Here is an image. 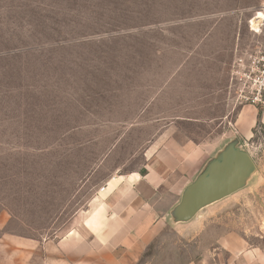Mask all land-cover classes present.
<instances>
[{
	"label": "rangeland",
	"instance_id": "1",
	"mask_svg": "<svg viewBox=\"0 0 264 264\" xmlns=\"http://www.w3.org/2000/svg\"><path fill=\"white\" fill-rule=\"evenodd\" d=\"M259 12L264 13V0H0V214L9 210L20 221L41 220V179L52 178L55 168L41 166V161H117L109 166L110 173L101 175L103 179L120 168L136 171L143 164L146 148L159 134L150 132L149 126L160 131L177 120L193 144L213 149L214 157L208 164L233 145L251 155L254 170L240 190L209 205L210 213L201 223L184 228L167 225L147 247L139 264H187L230 230L244 234L263 228V114L256 111L258 120L252 137L242 139L234 123L240 111L250 106L235 102L231 89L232 55H225L224 60L227 66L231 63L230 75L226 68L219 77L215 64L195 61L185 69L183 77L158 79V84H189V90L194 86L197 90L198 82H205L207 102L192 100L198 94L190 92L189 102L175 104L196 117L126 119L127 123L141 122L139 133L69 134L56 128L41 132L44 128L39 124L43 119L37 117L36 97L41 86L35 82L41 78L96 77L102 73L125 76V62L134 60L130 51L133 31L163 20L206 18L209 28L222 18L224 31L238 34L239 57L264 47V19L256 31L251 25ZM157 98L178 99L176 94H158ZM226 98L235 104L231 123L221 128L217 127L221 120L218 115L226 110ZM122 161L127 164L118 167ZM101 184L100 180L88 182L83 192ZM87 199H71L66 211ZM56 216L59 215H46L49 220ZM61 216L64 221L71 215Z\"/></svg>",
	"mask_w": 264,
	"mask_h": 264
},
{
	"label": "crops",
	"instance_id": "2",
	"mask_svg": "<svg viewBox=\"0 0 264 264\" xmlns=\"http://www.w3.org/2000/svg\"><path fill=\"white\" fill-rule=\"evenodd\" d=\"M217 20L209 28L206 18H192L151 22L135 29L130 48L134 60L125 62V76L102 73L35 81L41 86L36 95L37 117L43 119L41 132L56 128L69 134L139 133L141 122L127 123L126 119L196 117L175 102H189L190 92L198 94L192 100L207 102L205 82L189 90V84H158V79L183 77L195 61L212 62L219 77L226 68L230 75L231 63L227 66L224 60L225 55H232L235 61L238 34L224 31V20ZM158 94H176L178 99H158ZM226 102L217 127L231 123L235 103L231 98ZM254 109L244 107L234 123L244 140L252 137L258 120ZM176 121L160 131L149 126L150 132L159 134L146 148L143 164L136 171L120 168L103 179L101 175L110 173L109 166L117 161H41V166L55 167L52 178L41 179V220L20 221L9 210L0 214V264H139L167 225L184 228L201 223L210 206L189 221L177 219L175 209L214 153L210 146L193 144ZM126 164L118 162V167ZM95 180L102 184L91 185L84 193L87 183ZM77 197L88 199L66 211ZM64 213L71 216L63 221ZM51 214L59 216L47 219ZM187 264H264V227L244 234L230 230Z\"/></svg>",
	"mask_w": 264,
	"mask_h": 264
},
{
	"label": "water",
	"instance_id": "3",
	"mask_svg": "<svg viewBox=\"0 0 264 264\" xmlns=\"http://www.w3.org/2000/svg\"><path fill=\"white\" fill-rule=\"evenodd\" d=\"M254 166L248 152L230 145L186 189L175 216L181 221H189L203 208L234 194L251 176Z\"/></svg>",
	"mask_w": 264,
	"mask_h": 264
},
{
	"label": "built area",
	"instance_id": "4",
	"mask_svg": "<svg viewBox=\"0 0 264 264\" xmlns=\"http://www.w3.org/2000/svg\"><path fill=\"white\" fill-rule=\"evenodd\" d=\"M231 77L236 104L260 110L264 122V47L237 57Z\"/></svg>",
	"mask_w": 264,
	"mask_h": 264
},
{
	"label": "bare ground",
	"instance_id": "5",
	"mask_svg": "<svg viewBox=\"0 0 264 264\" xmlns=\"http://www.w3.org/2000/svg\"><path fill=\"white\" fill-rule=\"evenodd\" d=\"M262 19H264V13L263 12H259V14L251 22L253 31H256V30L259 29V22Z\"/></svg>",
	"mask_w": 264,
	"mask_h": 264
}]
</instances>
